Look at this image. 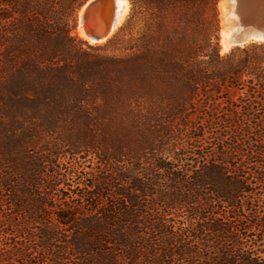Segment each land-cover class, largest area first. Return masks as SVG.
I'll list each match as a JSON object with an SVG mask.
<instances>
[{
    "label": "trees",
    "instance_id": "trees-1",
    "mask_svg": "<svg viewBox=\"0 0 264 264\" xmlns=\"http://www.w3.org/2000/svg\"><path fill=\"white\" fill-rule=\"evenodd\" d=\"M87 1L0 0V264H264V43L129 0L90 45Z\"/></svg>",
    "mask_w": 264,
    "mask_h": 264
},
{
    "label": "water",
    "instance_id": "water-1",
    "mask_svg": "<svg viewBox=\"0 0 264 264\" xmlns=\"http://www.w3.org/2000/svg\"><path fill=\"white\" fill-rule=\"evenodd\" d=\"M222 2L227 13L237 8L241 16L239 23L227 20L228 27H242L233 37L234 47L264 43V0H220L218 7ZM116 6L117 0H88L80 9L83 16L80 17L79 13L76 30L82 29L91 42H107L120 28L117 29L119 22Z\"/></svg>",
    "mask_w": 264,
    "mask_h": 264
},
{
    "label": "bare ground",
    "instance_id": "bare-ground-1",
    "mask_svg": "<svg viewBox=\"0 0 264 264\" xmlns=\"http://www.w3.org/2000/svg\"><path fill=\"white\" fill-rule=\"evenodd\" d=\"M129 6H130L129 0H117V6H116L117 13H118L117 21L119 22L117 29L122 25V23L126 17V14L129 11ZM219 7L222 11V22H223L222 23V26H223V32H222L223 42H222V44H223V47L225 50V49H229L233 45V43H232L233 37L237 34V32H239L242 29V27L238 26V25H236V26L231 25L230 27H228L227 20H233V21H236L239 23L241 16H240V13L238 12L237 8H234L231 13H227V11L223 9V2L220 4ZM82 16H83V12L80 13V17H82ZM223 17H224L225 21H223ZM229 32H230V34H229ZM78 33H79L81 38L85 39L86 41H88L91 44H101V43L106 42V41H103L101 43L91 42L87 38L85 32L82 29H79Z\"/></svg>",
    "mask_w": 264,
    "mask_h": 264
},
{
    "label": "rangeland",
    "instance_id": "rangeland-1",
    "mask_svg": "<svg viewBox=\"0 0 264 264\" xmlns=\"http://www.w3.org/2000/svg\"><path fill=\"white\" fill-rule=\"evenodd\" d=\"M129 4H130V2H129ZM218 11H219V15H220V32H219V48H220V52H221V54L222 55H226L227 53H229L233 48H235L233 45L229 48V49H225L224 50V47H223V44H222V42H223V35H222V32H223V26H222V11H221V9H220V7H218ZM79 13H80V10H79V12H78V16H77V24H78V18H79ZM129 13H130V6H129V11H128V13L126 14V17H125V19H124V21H123V23H122V25L120 26V28L125 24V22H126V20H127V17H128V15H129ZM223 21H225L224 20V17H223ZM226 24V23H225ZM119 28V29H120ZM119 29H118V31H119ZM117 31V32H118ZM116 32V31H115ZM116 32V33H117ZM115 33V34H116ZM75 34L76 35H78L79 37H80V35H79V33H78V31L77 30H75ZM229 34H230V32H229ZM81 38V37H80ZM83 39V38H82ZM222 39V40H221ZM85 40V39H84ZM86 41V40H85ZM88 42V41H87ZM89 43V42H88ZM104 43H106V42H104ZM104 43H101V44H91V43H89L90 45H102V44H104ZM251 44V43H250ZM243 47V46H242ZM233 96V95H232ZM232 98H234V97H232ZM84 162V161H83ZM67 163V161H65V164ZM66 167H69V166H66ZM66 167H64L63 168V172L65 173L67 170H65V168ZM84 167H85V171L86 172H90L91 171V168H90V164L87 162V163H85V165H84ZM79 171H81V170H79ZM71 177V176H70ZM85 181V178H84V176H82V175H79L78 174V177L77 176H74L73 177V175H72V177H71V180H70V184L72 185V186H75L76 187V184L77 183H79V182H84Z\"/></svg>",
    "mask_w": 264,
    "mask_h": 264
}]
</instances>
